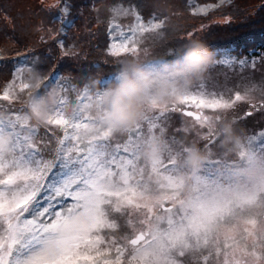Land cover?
I'll list each match as a JSON object with an SVG mask.
<instances>
[{"label":"snow or ice","instance_id":"6c2138e0","mask_svg":"<svg viewBox=\"0 0 264 264\" xmlns=\"http://www.w3.org/2000/svg\"><path fill=\"white\" fill-rule=\"evenodd\" d=\"M53 7L63 25L68 0ZM113 12L106 55L120 64L147 56L148 37L162 33L167 18L145 20L134 5ZM119 15L133 23L119 24ZM18 56L0 89V140L7 135L0 146V264H185L186 258L188 264H264V130L244 142L217 130L240 102L264 110V86L225 96L199 79L183 91L174 88L166 102L153 98L141 119L115 131L95 128L103 114L100 92L111 82L91 77L95 90L79 89L54 69L33 92L29 74L39 58ZM246 63L227 53L215 62ZM53 88L54 105L42 124L34 123L28 99ZM257 90L262 98L254 102ZM70 94L76 95L71 111ZM82 105L92 111H78ZM172 114L191 120L175 132L193 135V144L205 142L197 167L186 160L191 146L167 135ZM83 129L89 135L81 138ZM222 137L234 145L231 157L212 151ZM153 142L158 152L146 154Z\"/></svg>","mask_w":264,"mask_h":264},{"label":"trees","instance_id":"16d2710c","mask_svg":"<svg viewBox=\"0 0 264 264\" xmlns=\"http://www.w3.org/2000/svg\"><path fill=\"white\" fill-rule=\"evenodd\" d=\"M30 1L0 0V57H3L0 59V89L12 78L14 67L21 62L18 54L26 53L30 54L32 60L39 58L36 71L42 76L55 69L62 76L71 77V83L79 89L87 84L94 91L91 77L102 78L116 72L121 65L105 52L109 43L107 26L113 18V9L120 6L127 8L134 5L145 20L153 14L159 19L167 18L163 32L148 37L145 45L148 54H142L141 61L157 56L173 60L182 55L185 46L193 40L201 42L208 50L231 44H246V47H253L258 42L264 44V0H232L207 15L194 13L195 6L189 0H94V4L92 0H68L76 23L65 37L60 33V23L56 18L61 13L57 7H53L58 0H51L50 7L46 6L44 0ZM18 2L21 8L17 6L19 9L15 10ZM126 19L128 16H116V20ZM189 32L193 33L190 38ZM57 40L63 41V49L58 46ZM63 51L75 55L64 57ZM216 67L223 68L211 64L201 80L208 82L211 74H217L213 73ZM229 67L234 70L240 66L235 64ZM252 86L250 84L238 90L243 92ZM253 94L261 92L257 90ZM75 102L76 95L70 94L69 107ZM239 107L240 103L237 104L238 113ZM228 115H232L234 120L238 116L235 111H229ZM242 117L247 118L244 114ZM240 126H250L248 132L258 128L255 123L243 125L234 122L235 134Z\"/></svg>","mask_w":264,"mask_h":264},{"label":"clouds","instance_id":"9594fccd","mask_svg":"<svg viewBox=\"0 0 264 264\" xmlns=\"http://www.w3.org/2000/svg\"><path fill=\"white\" fill-rule=\"evenodd\" d=\"M212 63L213 52L196 40L186 45L182 55L173 60L153 64L136 59L125 61L115 72L113 82L100 92L99 105L103 109V114L96 121L95 128L106 126L119 131L134 125L143 116L145 105L150 100L155 98L161 102L168 101L174 88L180 91L189 88L204 76ZM29 75L33 78L32 91L35 92L43 76L36 70ZM84 87L91 91L89 85L86 84ZM27 103L32 121L42 124L48 110L55 103V89H49L42 96H33ZM72 107H69V111ZM78 111L88 113L92 109L82 105ZM222 131H227L235 140H239L238 137H234L231 124L225 123ZM87 135H89L87 129L79 133L81 138ZM6 140L7 135L0 140V146H3ZM223 143H229L228 137H225ZM144 151L149 155L157 153V142H153ZM204 158L205 152L197 146H191L186 155V160L193 167H197Z\"/></svg>","mask_w":264,"mask_h":264},{"label":"rangeland","instance_id":"374dc122","mask_svg":"<svg viewBox=\"0 0 264 264\" xmlns=\"http://www.w3.org/2000/svg\"><path fill=\"white\" fill-rule=\"evenodd\" d=\"M230 1L231 0H202L200 2H197L196 0H189L188 2L192 4L195 3L196 11L198 13L207 14L209 11L215 10L219 5H222L225 2L228 3ZM30 2L33 4V1H30ZM44 2H46L45 4L47 7L51 6V4H49V2H52L51 0H48V1L44 0ZM17 6L21 8V4L19 2L17 3L16 7H14L15 10L19 9L17 8ZM200 8H205L206 11L205 12L198 11ZM259 57L260 58H258L257 60L252 59V61L247 63L246 65L247 67L244 66V68L241 66L239 68H235L234 70H232L231 67L229 66H221L223 68H220V67L214 68L213 73L216 72L217 74L214 76H212L211 74L208 77L209 79L207 82L208 90L210 91L215 90L217 92L223 93L225 96H228L232 92L238 89H244V87H249L250 84L256 85L258 88L260 86H264V54L262 53ZM245 60H248V59H245ZM253 61L255 62L254 65H253ZM112 82L113 81H111V83ZM253 97H254V102H258L262 98V97H259L257 94H253ZM74 104L72 106H74ZM236 109L237 107L233 111H235V113L238 115L237 116L238 122H241V124L243 125H248V123L258 124V128L257 130H255L256 132L264 130V110L254 111L250 108L249 104L243 103V102H240V107H239L240 112L239 113L237 112L238 110ZM248 111H253V114L251 116H247V118L244 119L242 117V114H245ZM248 117H251V119H248ZM230 118L231 116L226 114V120H223L222 123L218 125L229 123ZM190 123H191L190 119H186V118L181 119V117L177 115H170L169 120H168L169 126H168L167 135L170 137L175 136V138L178 141L183 142L185 146H197L201 149V146L197 144V142L199 141H196L195 144H193V141L196 139L193 135L186 134L183 131L181 132L174 131V129H177V128L182 129ZM232 129H234V125ZM249 129H250V126H247V127L240 126L236 131L235 137H238L241 142H244L245 139L249 135H252L250 134V132L248 133ZM222 141H224V139ZM223 146H230V145L223 143ZM223 151L225 152L226 148H224ZM185 264H188L187 258H186Z\"/></svg>","mask_w":264,"mask_h":264}]
</instances>
